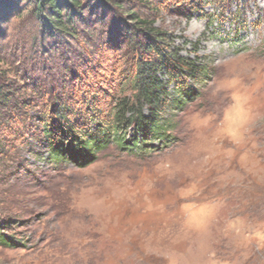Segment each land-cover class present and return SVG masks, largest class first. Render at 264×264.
Listing matches in <instances>:
<instances>
[{
  "label": "rangeland",
  "instance_id": "obj_1",
  "mask_svg": "<svg viewBox=\"0 0 264 264\" xmlns=\"http://www.w3.org/2000/svg\"><path fill=\"white\" fill-rule=\"evenodd\" d=\"M149 1L168 48L203 69L198 97L180 110L167 100L160 150L111 144L82 166L47 161L34 118L43 108L18 123L23 141L9 134L0 158V233L19 247L0 246V264H118L121 249L125 264H264V0ZM37 31L27 13L11 22L17 65ZM130 59L108 51L86 83L54 94L72 98L71 126L88 102L105 100L106 119L113 95H131L121 90Z\"/></svg>",
  "mask_w": 264,
  "mask_h": 264
},
{
  "label": "trees",
  "instance_id": "obj_2",
  "mask_svg": "<svg viewBox=\"0 0 264 264\" xmlns=\"http://www.w3.org/2000/svg\"><path fill=\"white\" fill-rule=\"evenodd\" d=\"M149 2L0 0V151L8 149L10 135L13 142L23 141L24 133L14 128L38 108L43 111L34 116L37 131L42 130L43 148L51 163L91 164L111 144L135 155L160 150L170 131V120L162 115L167 100L174 97L172 107L183 109L199 95L192 82L205 75L194 62L181 57L179 49L168 48L169 38L155 27L147 11ZM25 13L38 31L27 64L17 65L8 53L12 48L8 34L11 22ZM111 50L131 58L124 79L127 87H121L123 94L130 89L131 95H113V109L106 119L101 118L105 100L97 105L88 102L87 115L75 128L68 123L75 113L72 98L57 99L54 94L59 96L70 86L73 90L77 80L86 83L91 67ZM168 83L173 84L170 91ZM18 244L0 233V246L17 248Z\"/></svg>",
  "mask_w": 264,
  "mask_h": 264
},
{
  "label": "clouds",
  "instance_id": "obj_3",
  "mask_svg": "<svg viewBox=\"0 0 264 264\" xmlns=\"http://www.w3.org/2000/svg\"><path fill=\"white\" fill-rule=\"evenodd\" d=\"M108 163H111V160L108 161ZM114 255L117 257L118 259V264H125V260L124 257L127 255V250H117ZM126 264H142V261H133V260H129L126 262ZM167 264H179V261L177 260H169L167 262Z\"/></svg>",
  "mask_w": 264,
  "mask_h": 264
}]
</instances>
